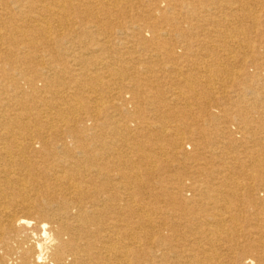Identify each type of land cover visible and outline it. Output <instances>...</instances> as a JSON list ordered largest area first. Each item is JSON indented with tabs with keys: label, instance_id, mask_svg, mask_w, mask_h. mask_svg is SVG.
<instances>
[{
	"label": "bare ground",
	"instance_id": "6f19581e",
	"mask_svg": "<svg viewBox=\"0 0 264 264\" xmlns=\"http://www.w3.org/2000/svg\"><path fill=\"white\" fill-rule=\"evenodd\" d=\"M1 55L0 264H264V0H0Z\"/></svg>",
	"mask_w": 264,
	"mask_h": 264
},
{
	"label": "rangeland",
	"instance_id": "374dc122",
	"mask_svg": "<svg viewBox=\"0 0 264 264\" xmlns=\"http://www.w3.org/2000/svg\"><path fill=\"white\" fill-rule=\"evenodd\" d=\"M26 11L27 12V18H32V17H35L36 16V14H34V13H30V12H28V8L26 7V9H24L23 8V10L21 11V14H23V11ZM15 11H17V10H15ZM12 54V57L14 56V57H20V58H24V56H25V54L23 55V54H21V56L19 55L18 56V54H16V53H11ZM31 56H28V58H33L34 59V61L36 62V60L35 59H37L38 58V60H40L41 61V59H42V62L44 61V62H46V61H48V62H52V60H50L51 58L49 57V55L47 56L48 58H44L45 57V54H36V55H38L37 57H36V55L35 54H33L34 55V57H32L33 55L32 54H30ZM39 55H40V58H39ZM44 55V56H43ZM4 55H1L0 57L1 58H4L5 59V56L3 57ZM27 56H25V58H27ZM64 56H65V54H64ZM68 58H70V56L69 55H66ZM65 56V58L63 57V55H62V58L64 59V61H65V64L66 65H68V66H70V64L72 65V63L69 61V59H67V57ZM45 59H47V60H45ZM49 59V60H48ZM2 61V63L5 65V67H7L8 68V66L5 64V62H3L4 60L2 59L1 60ZM0 61V62H1ZM68 61H69V63H68ZM52 63H54V62H52ZM2 64V65H3ZM34 64H36V63H32V66L34 65ZM41 64V63H40ZM55 65H56V63H54ZM58 64H60V63H58ZM36 65H38V64H36ZM60 65H62V64H60ZM14 67V66H13ZM37 83H38V81H37ZM39 84V83H38ZM38 84H36V86L37 87H39L40 85H38ZM41 84V83H40ZM166 87H168L169 89L172 87V86H170L169 87V85L168 86H166ZM173 89H174V87H172ZM219 90V87L218 86H216V89L214 90V96H213V98H208V100H209V104H208V102H207V104L205 105L206 107H209L208 109L206 108V110H207V112L209 111V114H210V112H211V114L212 115H216V116H222L221 114H222V107H224V105L226 104V100H220L222 97H224V96H228V95H231V93H230V89H226V91H223L222 89H220V91H218ZM222 91L223 92H226V93H224V94H226V95H224L223 96V94H222ZM219 92H221V95H220V93ZM8 94H11V93H8ZM104 99V98H103ZM105 100V99H104ZM169 100V101H168ZM220 100V101H219ZM167 101L169 102V103H173L172 102V100H171V98H169V95L167 96ZM202 101V100H201ZM201 101H195V102H192L193 103V106L194 105H198V107H196V106H194V107H196V110H194L195 108L194 107H192V104H191V101H189V102H180V104H183L184 106H185V104L186 103H189L188 105H190L191 104V107H192V109L190 108L189 110H188V114L186 113V115L185 116H187V117H184V120L182 121V122H184V123H186L187 125H190V126H193L192 128H194V126L195 125H202V124H204L203 123V121L201 120V118H199V116L200 115H198V112H199V106L201 105ZM207 101V100H206ZM223 101V102H222ZM106 102V101H105ZM199 102H201V103H199ZM204 102H205V100H204ZM220 102V103H219ZM185 103V104H184ZM222 103H223V105H222ZM106 103H104V107L106 106L105 105ZM179 104V105H180ZM182 105V106H183ZM107 106H108V104H107ZM181 106V105H180ZM215 107H216V109H215ZM222 108V109H221ZM105 109H106V107H105ZM212 109V110H211ZM219 111H218V110ZM17 109L15 108L14 109V112H12L11 111V114L13 115V114H15L17 111H16ZM213 110H215V111H213ZM189 111H191V112H189ZM193 111H195L194 113H193ZM197 111V112H196ZM218 111V112H217ZM221 111V112H220ZM213 112H215V113H213ZM217 113V114H216ZM191 114H192V116H191ZM188 115H190V118H189V116ZM192 117V118H191ZM86 119L87 118H89V116L87 117H85ZM194 118L196 119V120H194ZM186 119H188V120H186ZM222 120V119H221ZM227 121V123H226V125H224L225 124V122ZM226 121H224V120H222V124H221V127H223L226 131H231L232 129H231V125H232V121L230 120H226ZM229 121V122H228ZM168 122V121H167ZM175 122H177V121H175ZM195 122V123H194ZM202 122V123H201ZM170 123V122H169ZM177 123H179V122H177ZM206 123V122H205ZM229 123V124H228ZM172 124V125H171ZM171 124H168L167 123V127H169L170 125L171 126H174V123H171ZM194 124V125H193ZM228 124V125H227ZM204 125H206V124H204ZM225 127H224V126ZM170 126V127H171ZM228 126V127H227ZM169 127V128H170ZM172 129H173V127H171ZM227 128V129H226ZM212 129H210V131H211ZM230 131L228 132V133H230ZM232 132V131H231ZM215 135V134H214ZM220 138V137H219ZM188 146V147H187ZM192 149V145H190V144H187V145H185V147H184V150L186 151V152H190L191 151V149ZM187 149V150H186ZM31 218H33V219H37V217L36 216H32Z\"/></svg>",
	"mask_w": 264,
	"mask_h": 264
}]
</instances>
